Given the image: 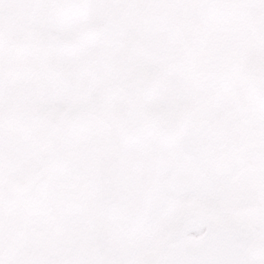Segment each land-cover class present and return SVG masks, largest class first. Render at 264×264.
Returning <instances> with one entry per match:
<instances>
[{
    "label": "snow or ice",
    "instance_id": "1",
    "mask_svg": "<svg viewBox=\"0 0 264 264\" xmlns=\"http://www.w3.org/2000/svg\"><path fill=\"white\" fill-rule=\"evenodd\" d=\"M0 264H264V0H0Z\"/></svg>",
    "mask_w": 264,
    "mask_h": 264
}]
</instances>
